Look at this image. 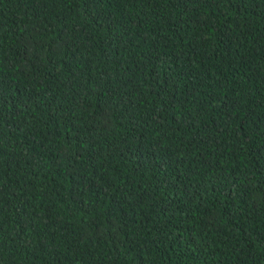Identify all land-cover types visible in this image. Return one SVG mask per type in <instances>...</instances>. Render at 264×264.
<instances>
[{"label": "trees", "instance_id": "trees-1", "mask_svg": "<svg viewBox=\"0 0 264 264\" xmlns=\"http://www.w3.org/2000/svg\"><path fill=\"white\" fill-rule=\"evenodd\" d=\"M0 264H264V0H0Z\"/></svg>", "mask_w": 264, "mask_h": 264}]
</instances>
